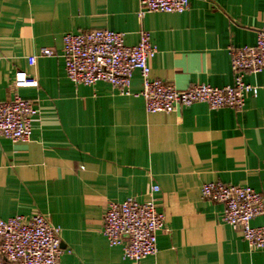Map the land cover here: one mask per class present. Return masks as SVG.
<instances>
[{"label":"crops","instance_id":"crops-1","mask_svg":"<svg viewBox=\"0 0 264 264\" xmlns=\"http://www.w3.org/2000/svg\"><path fill=\"white\" fill-rule=\"evenodd\" d=\"M139 9L140 0H0V100L19 94L40 110L29 142L0 137V217L47 215L60 228L61 264H132L102 229L108 202L133 197L166 215L157 253L140 264H264V249L223 221L224 204L201 196L209 181L264 192V70L246 74L261 88L240 110L200 102L149 113L138 70L124 95L103 81L75 84L63 57L69 32L110 29L135 45L148 30L159 49L152 78L224 87L230 48L256 44L264 0H191L182 13L142 17ZM252 223L264 227V215Z\"/></svg>","mask_w":264,"mask_h":264},{"label":"built area","instance_id":"built-area-1","mask_svg":"<svg viewBox=\"0 0 264 264\" xmlns=\"http://www.w3.org/2000/svg\"><path fill=\"white\" fill-rule=\"evenodd\" d=\"M190 1L140 0L138 14L142 17L152 12L182 13L189 9ZM158 52L148 30L142 31L135 45L126 44L122 32L110 29L69 32L63 36L65 70L72 82L93 86L103 81L117 92L130 95L132 77L138 70L143 88L136 94L144 99L149 113H171L200 102L212 109L240 110L248 95L259 94L261 87L246 82L245 76L264 70V26L255 45L230 48L233 82L224 87L195 83L178 89L162 79L152 78L151 60ZM42 54L53 56L55 51L45 49ZM29 60L34 62L35 57ZM39 111L32 99L19 94L0 100V137L29 142L33 118ZM159 190L158 185L152 186V192ZM201 196L223 203V221L241 229L251 248L264 249V227L252 223L254 218L264 215V192L250 186L209 181L202 185ZM165 225L166 215L157 210L153 201L140 202L130 197L108 202L102 230L110 245L123 247L124 259L140 264L157 253L158 233ZM63 251L60 228L47 215L36 213L30 219L23 215L0 217V264H61Z\"/></svg>","mask_w":264,"mask_h":264}]
</instances>
